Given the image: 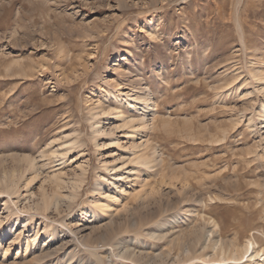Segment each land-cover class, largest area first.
<instances>
[{"label": "rangeland", "instance_id": "1", "mask_svg": "<svg viewBox=\"0 0 264 264\" xmlns=\"http://www.w3.org/2000/svg\"><path fill=\"white\" fill-rule=\"evenodd\" d=\"M248 240L264 0H0V264H264L217 249Z\"/></svg>", "mask_w": 264, "mask_h": 264}, {"label": "bare ground", "instance_id": "2", "mask_svg": "<svg viewBox=\"0 0 264 264\" xmlns=\"http://www.w3.org/2000/svg\"><path fill=\"white\" fill-rule=\"evenodd\" d=\"M226 245H228V246H225V245H223L221 243V244L217 245V249L222 250L223 253H224V250L227 248L226 251H228V254L230 255L229 258H227V260L230 259V260H233V261L234 260L238 261L239 259L242 260L246 256L248 258L247 261H250L251 259H257L258 257L262 258V259L260 258V261L264 260V251L263 252L258 251L255 248V245L252 242H250L249 240L247 241V243L243 247H238V246H235V245L230 244V243L227 244V242H226Z\"/></svg>", "mask_w": 264, "mask_h": 264}]
</instances>
